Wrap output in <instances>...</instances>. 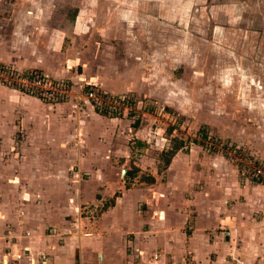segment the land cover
Returning <instances> with one entry per match:
<instances>
[{
	"label": "crops",
	"instance_id": "1",
	"mask_svg": "<svg viewBox=\"0 0 264 264\" xmlns=\"http://www.w3.org/2000/svg\"><path fill=\"white\" fill-rule=\"evenodd\" d=\"M118 1L122 2L99 0L100 12L148 13L142 20L134 16L129 19L127 27L131 28L174 26L170 20L183 6V0L173 5L172 0H125L129 2L125 8ZM51 8L48 4L39 6L41 11ZM121 18L117 15L112 20L117 29L125 22L123 14ZM104 26L113 25L105 21ZM150 37L153 42L150 38L138 41L147 43L150 48L146 51L145 47H133L130 52L133 57L148 53L153 58L155 54L159 58H173L169 51L172 50L171 33L158 51L153 46L155 37ZM182 41L181 38L174 43L182 45ZM48 42L35 56L28 53L32 49L28 44L21 46L22 54L8 56L0 51V61L20 69L41 70L55 78H69L77 90L86 80L111 93L124 94L127 89L146 93L155 98V103H161L155 86L141 87L139 78L144 74L133 75V71L128 79L118 74L113 79L108 71L98 76L79 72L75 68L77 61L70 57L71 46L65 52L52 31ZM199 54L197 52L196 57ZM182 56L179 51L176 58L182 59ZM164 82V96L171 100L173 96L168 93L172 84ZM47 104L54 106L60 113L58 116H65L69 122L65 130L53 137L52 157L57 162L44 167L45 163L39 159L41 185L36 186L45 190L40 202L53 205L64 199L67 216L73 220L58 219L55 207L49 208L45 214L53 215L51 220L45 219V225L27 229L20 235L11 231L3 237L4 250L0 251V258L28 248L35 259L41 254L49 255L46 264H264V183L242 178L228 158L206 153L200 144L187 147L186 143L161 169L159 166L164 165L161 153L173 148L176 139H181L175 135L176 128L160 133L162 128L154 130V125L144 124L145 118L101 113L86 102L76 109L73 99ZM150 115L153 116L148 112L144 114ZM61 119L57 123L62 127L65 123L60 122ZM201 127L206 130L207 125L203 123ZM230 134L235 136L234 140L242 138L252 156L264 161L263 126L255 131L245 129L242 135L236 130ZM133 138L145 150L133 155L130 167H124L131 160ZM75 158L78 167H70ZM117 168L121 171L119 179L112 177V171ZM68 170L72 171L71 177H65ZM78 220L80 225L76 228L74 223Z\"/></svg>",
	"mask_w": 264,
	"mask_h": 264
},
{
	"label": "rangeland",
	"instance_id": "2",
	"mask_svg": "<svg viewBox=\"0 0 264 264\" xmlns=\"http://www.w3.org/2000/svg\"><path fill=\"white\" fill-rule=\"evenodd\" d=\"M117 3L125 8L129 4L125 0ZM45 4L52 7L50 11L39 10ZM182 5L181 12L170 20L175 27L131 28L127 27L129 19L134 16L142 20L148 13L100 12L99 0H0V51L8 56L22 54L21 46L28 44L32 48L28 53L35 56L49 43L52 31L65 52L71 46L70 57L77 61L76 71L93 76L108 71L113 79L116 74L128 79L133 71V75L144 74L139 75L141 87L155 86L161 103H155V98L146 93L124 90V94L136 98L139 106L132 119L145 118L144 124L154 125V130L161 127L160 133L174 127L175 135L184 139L187 147L200 144L202 151L222 155L237 167V161L226 150L217 152L205 146L217 143L224 148L239 147L252 155L246 142L242 138L234 140L230 133L236 130L242 135L245 129L264 127V0H183ZM122 14L125 22L117 29L112 20L117 15L122 19ZM105 21L113 26L105 27ZM169 33L178 35L169 40L173 58H159L156 54L153 58L148 53L131 55L133 47H145L146 51L150 48L147 43H139L149 38L153 42L150 35L155 37L154 50H161ZM181 38L182 45L174 43ZM179 51L182 59L176 58ZM197 52L201 54L196 57ZM164 81L172 84L168 93L173 96L171 100L164 96ZM22 93L0 82V251L4 250L3 237L11 231L20 235L45 225L47 218L51 220L53 213L45 214L51 207L59 213L58 219L73 220L67 216L64 199L53 205L40 202L45 190L36 186L41 185L39 162L43 161L44 167L57 162L52 157L53 137L66 129L69 120L59 117L54 106ZM145 112L158 118L144 116ZM59 119L64 126L57 123ZM203 123L208 132L205 142L198 133ZM132 141L134 151L124 167H130L133 155L145 150L136 139ZM76 164L75 158L70 167H78ZM71 176L72 171L68 170L65 177ZM112 177L121 178L119 168L112 171Z\"/></svg>",
	"mask_w": 264,
	"mask_h": 264
},
{
	"label": "built area",
	"instance_id": "3",
	"mask_svg": "<svg viewBox=\"0 0 264 264\" xmlns=\"http://www.w3.org/2000/svg\"><path fill=\"white\" fill-rule=\"evenodd\" d=\"M0 82L50 103L73 99L76 109L80 108L82 102H86L98 112L131 117H135L139 109L137 101L126 94L105 91L86 80L80 90H77L69 78H55L37 69L24 71L16 69L15 66L0 63ZM224 146L207 143L205 147L208 150L215 149L217 152L226 150V153L237 161V169L242 178L264 183V161L254 160L252 155L244 153L239 147L224 148ZM77 177L80 178L81 175L78 173ZM79 225V220L74 223L76 228H79ZM48 260L49 255L47 254H41L37 259L33 258L26 248L4 254L0 258V264H46Z\"/></svg>",
	"mask_w": 264,
	"mask_h": 264
},
{
	"label": "trees",
	"instance_id": "4",
	"mask_svg": "<svg viewBox=\"0 0 264 264\" xmlns=\"http://www.w3.org/2000/svg\"><path fill=\"white\" fill-rule=\"evenodd\" d=\"M199 133H200L202 141H203V139H205L207 137V132L205 130V127H201V129L199 130ZM185 145H186V141L184 139H179V138L176 139L173 148H171L167 151H163L161 153V157L164 160V165L161 164V166H159V167L162 169L163 166L164 167L167 166L169 164V162L171 161V158L173 157V155L176 153V151L181 147L185 148Z\"/></svg>",
	"mask_w": 264,
	"mask_h": 264
},
{
	"label": "water",
	"instance_id": "5",
	"mask_svg": "<svg viewBox=\"0 0 264 264\" xmlns=\"http://www.w3.org/2000/svg\"><path fill=\"white\" fill-rule=\"evenodd\" d=\"M126 173V169H124V171H123V174H125Z\"/></svg>",
	"mask_w": 264,
	"mask_h": 264
}]
</instances>
